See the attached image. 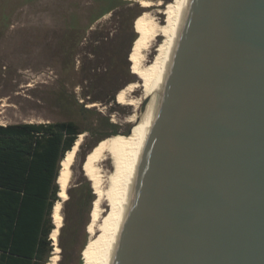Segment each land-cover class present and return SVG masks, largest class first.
I'll return each mask as SVG.
<instances>
[{
    "label": "water",
    "instance_id": "95a60500",
    "mask_svg": "<svg viewBox=\"0 0 264 264\" xmlns=\"http://www.w3.org/2000/svg\"><path fill=\"white\" fill-rule=\"evenodd\" d=\"M116 230L108 264H264V0H189Z\"/></svg>",
    "mask_w": 264,
    "mask_h": 264
},
{
    "label": "rangeland",
    "instance_id": "374dc122",
    "mask_svg": "<svg viewBox=\"0 0 264 264\" xmlns=\"http://www.w3.org/2000/svg\"><path fill=\"white\" fill-rule=\"evenodd\" d=\"M114 1L0 0V99L11 105L2 114L3 125L72 120L83 129L71 166L68 201L62 204L64 227L60 228L56 264H84L96 194L84 174L83 159L105 134L111 130L118 133L112 136L127 134L132 125L128 118L133 107L118 103L116 93L138 81L129 59L135 35L139 36L141 15L136 16V5L161 22L164 15L158 10L170 0H148L152 2L149 6L127 0L93 22ZM157 42L147 52V59L152 58ZM108 158L104 155L101 162L103 178L113 173L114 160ZM104 202L106 215L109 208ZM52 255L53 251L48 262Z\"/></svg>",
    "mask_w": 264,
    "mask_h": 264
},
{
    "label": "bare ground",
    "instance_id": "6f19581e",
    "mask_svg": "<svg viewBox=\"0 0 264 264\" xmlns=\"http://www.w3.org/2000/svg\"><path fill=\"white\" fill-rule=\"evenodd\" d=\"M140 3L142 6L152 4L148 0H140ZM188 4L189 0H170L163 9L158 10L164 15L161 22L148 11H144L137 20L139 36L131 48L129 59L132 63V72L136 74L138 81L127 83L116 93L118 103L133 107L128 118L132 125L127 134L103 139L83 163L84 174L91 181V187L96 194L88 227L90 236L85 249L84 264L109 263L116 227L129 194L139 156L148 140L153 119L162 102L164 84L173 63V53ZM157 40L152 58L147 59V52ZM138 91L140 94L134 95ZM1 101L4 109L0 111V124L3 125L2 114L6 113V108L11 105L8 100L1 98ZM83 136V133L79 134L61 162L57 178L60 200L53 208L55 227L50 236L54 248L48 264H56L59 260L58 240L63 225L62 204L68 198L71 166ZM106 154L114 160V169L113 173L109 172L106 175L107 178L104 177L105 183L101 162ZM104 201H107L109 208L106 215L102 208Z\"/></svg>",
    "mask_w": 264,
    "mask_h": 264
},
{
    "label": "trees",
    "instance_id": "16d2710c",
    "mask_svg": "<svg viewBox=\"0 0 264 264\" xmlns=\"http://www.w3.org/2000/svg\"><path fill=\"white\" fill-rule=\"evenodd\" d=\"M126 1L115 0L93 22ZM136 7L138 17L143 10ZM81 133L83 129L72 120L0 124V264L48 262L53 251L52 212L60 200L61 162ZM116 134L111 130L104 138Z\"/></svg>",
    "mask_w": 264,
    "mask_h": 264
}]
</instances>
